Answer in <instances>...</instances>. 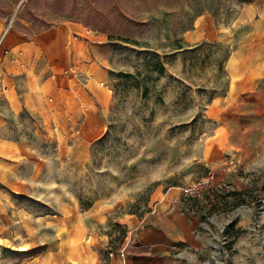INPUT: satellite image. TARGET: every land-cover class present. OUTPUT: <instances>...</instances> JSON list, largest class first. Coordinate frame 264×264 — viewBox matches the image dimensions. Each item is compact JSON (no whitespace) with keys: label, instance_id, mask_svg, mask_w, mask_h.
<instances>
[{"label":"rangeland","instance_id":"374dc122","mask_svg":"<svg viewBox=\"0 0 264 264\" xmlns=\"http://www.w3.org/2000/svg\"><path fill=\"white\" fill-rule=\"evenodd\" d=\"M26 1H1L6 25ZM148 9L129 41L89 28L92 88L79 68H50L37 95L17 79L0 97V264H264V167L250 168L222 126L236 118L229 94L246 55H264V0ZM86 91H105L107 109L66 113L62 100ZM210 173L201 197L182 195ZM143 226H154L151 258L132 262Z\"/></svg>","mask_w":264,"mask_h":264},{"label":"crops","instance_id":"0c3cea01","mask_svg":"<svg viewBox=\"0 0 264 264\" xmlns=\"http://www.w3.org/2000/svg\"><path fill=\"white\" fill-rule=\"evenodd\" d=\"M6 24L0 18V39L7 29ZM9 31L5 36L4 46L10 49V54L0 64V97L9 99L10 93L15 90L17 79H24L31 93L37 95L36 78L44 75L50 68L58 73L66 68H79L84 72L85 77H88L86 80L90 82L89 88L94 86V82L90 79L99 77L100 72L97 70L99 64L97 61L89 64L86 60L92 52L99 50L98 41L94 36L95 31L77 22L49 28L36 39L25 36L14 27H10ZM246 58L247 60L239 67L242 78L229 94L236 105V118L228 119L222 123V126L228 134L229 146L235 145L237 149H241L239 154L250 168L264 167V55L258 57L256 54H251L246 55ZM50 80L49 76L45 82ZM85 94L87 95L80 97L73 95L63 99L61 104L67 107L64 111L70 113L71 104L81 116H86L85 109L92 105L102 104V108L107 109L110 97L105 91L100 97L89 91ZM236 132H246L247 138L242 143L237 142L234 139ZM96 135V133L91 134L87 139L92 140ZM63 145L66 146V143ZM153 230L154 226L140 228L137 243L144 249L132 254V262L144 260L146 256L150 260Z\"/></svg>","mask_w":264,"mask_h":264},{"label":"trees","instance_id":"16d2710c","mask_svg":"<svg viewBox=\"0 0 264 264\" xmlns=\"http://www.w3.org/2000/svg\"><path fill=\"white\" fill-rule=\"evenodd\" d=\"M150 4L151 0H27L13 27L30 36L60 22H78L107 33L110 38L129 41L128 32L132 26L142 23L141 18L149 12ZM12 14L13 11L8 12V17ZM25 14L35 21L33 26H21L19 20Z\"/></svg>","mask_w":264,"mask_h":264},{"label":"built area","instance_id":"2783aa9c","mask_svg":"<svg viewBox=\"0 0 264 264\" xmlns=\"http://www.w3.org/2000/svg\"><path fill=\"white\" fill-rule=\"evenodd\" d=\"M6 36V31L3 33L0 39V64L4 62L6 56L10 54V49L4 46V39ZM214 175L210 173L208 176L193 181L190 184H187L181 187L182 195L186 197H201L205 191L209 188ZM126 259H123V264H125Z\"/></svg>","mask_w":264,"mask_h":264},{"label":"water","instance_id":"95a60500","mask_svg":"<svg viewBox=\"0 0 264 264\" xmlns=\"http://www.w3.org/2000/svg\"><path fill=\"white\" fill-rule=\"evenodd\" d=\"M23 2H24V1H23ZM18 10H19V8H18L17 11L15 12L14 17L17 16ZM12 23H13V19L8 23V25H7V29L11 27Z\"/></svg>","mask_w":264,"mask_h":264},{"label":"bare ground","instance_id":"6f19581e","mask_svg":"<svg viewBox=\"0 0 264 264\" xmlns=\"http://www.w3.org/2000/svg\"><path fill=\"white\" fill-rule=\"evenodd\" d=\"M8 31H9V28H8V29H6V34H8Z\"/></svg>","mask_w":264,"mask_h":264}]
</instances>
